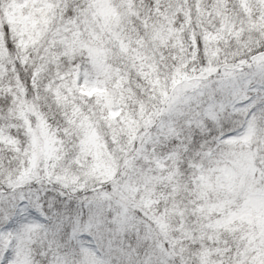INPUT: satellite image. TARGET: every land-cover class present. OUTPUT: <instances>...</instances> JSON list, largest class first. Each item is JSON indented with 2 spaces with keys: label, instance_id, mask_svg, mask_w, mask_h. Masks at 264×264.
<instances>
[{
  "label": "snow or ice",
  "instance_id": "obj_1",
  "mask_svg": "<svg viewBox=\"0 0 264 264\" xmlns=\"http://www.w3.org/2000/svg\"><path fill=\"white\" fill-rule=\"evenodd\" d=\"M0 264H264V0H0Z\"/></svg>",
  "mask_w": 264,
  "mask_h": 264
}]
</instances>
